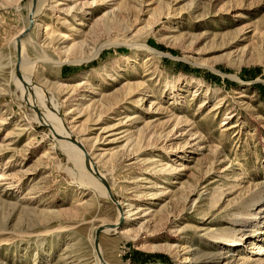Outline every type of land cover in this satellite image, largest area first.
I'll list each match as a JSON object with an SVG mask.
<instances>
[{"label":"rangeland","instance_id":"obj_1","mask_svg":"<svg viewBox=\"0 0 264 264\" xmlns=\"http://www.w3.org/2000/svg\"><path fill=\"white\" fill-rule=\"evenodd\" d=\"M5 1L0 264H97L98 230L111 264H264V0H41L34 19L38 0ZM13 70L59 104L109 198Z\"/></svg>","mask_w":264,"mask_h":264},{"label":"bare ground","instance_id":"obj_2","mask_svg":"<svg viewBox=\"0 0 264 264\" xmlns=\"http://www.w3.org/2000/svg\"><path fill=\"white\" fill-rule=\"evenodd\" d=\"M5 2L8 4L9 3L18 4L20 0H6ZM37 3H38V7H36L37 10L35 9L31 14V17H33V19L35 18V14L37 13V11L42 6L39 4L41 3V0H38ZM17 7H19V5ZM32 7H33V1H31L28 10L30 11ZM34 8H35V5H34ZM28 25H29V22H28ZM23 31H24V28L21 30L19 35H21ZM19 44L16 43L15 44L16 47L17 45L19 47L20 46ZM20 50H21L20 57L22 61L19 60V63L21 62V70H24L28 72L29 74L33 73L35 71V65L38 61H34L29 56L28 51L23 41H21ZM66 51L69 53L71 50L68 51V49H66ZM95 55H98V52ZM40 59L41 60L43 59L42 60L43 62L53 63L57 65H61L66 62V60H63L62 58L56 60V58L48 54L41 55ZM85 59L86 58H82V57L80 59L76 58L75 60H73V62L81 63L85 61ZM12 75L14 77L16 85L19 86L21 90H23L22 92L26 96L27 100H30L33 103H40L39 104L40 114L36 113V116H37L36 119L41 123L52 126V132L54 133V136L56 137L58 142L63 146V148L65 147L68 155L72 159H74L79 165L83 166L85 170L88 171L87 173L82 172V174L79 176L80 184L82 186L92 188L95 195H101L106 198H109V196L111 195L109 194V190L107 189V186H106V182L108 180L107 176L103 173L101 169L97 168L95 163H93V161L91 160V157L89 156L90 155L89 150L86 149V147L84 146L79 136L75 134L74 130L68 124L67 119L61 116L59 104L57 103L55 104V102H50L49 104L44 103V100H43L44 94L43 92L40 91L42 90L41 86L38 83H35L30 76L22 75L19 78L15 70H13ZM221 197L222 196L216 199L215 205L218 203ZM129 212L131 213L132 210L128 209L126 211V214ZM130 216L131 215L128 214L127 218H129ZM118 223H119V218L114 223L115 229L117 228ZM99 226L101 227L105 226L106 233L110 231V228H108V226L106 225V221L103 222L102 225H99ZM212 237L216 239L228 241V242L238 241L234 237V235H232L229 232H214L212 233ZM254 248L256 249L255 253H257V255L260 252H264V247L261 244H256ZM101 250H102V245L100 244L99 249L98 250L96 249L94 253L96 263L97 264H111L105 257H103V255H101Z\"/></svg>","mask_w":264,"mask_h":264},{"label":"water","instance_id":"obj_3","mask_svg":"<svg viewBox=\"0 0 264 264\" xmlns=\"http://www.w3.org/2000/svg\"><path fill=\"white\" fill-rule=\"evenodd\" d=\"M19 47L17 48V51H18V53H19ZM106 185H107V187H108V189H109V186H108V184H107V182H106ZM111 194V193H110ZM112 195V194H111ZM99 231L100 230H98V232H97V235H96V239H95V247H96V249L98 250L99 249Z\"/></svg>","mask_w":264,"mask_h":264}]
</instances>
